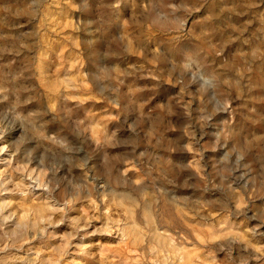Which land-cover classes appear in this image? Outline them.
<instances>
[{"label": "rangeland", "instance_id": "rangeland-1", "mask_svg": "<svg viewBox=\"0 0 264 264\" xmlns=\"http://www.w3.org/2000/svg\"><path fill=\"white\" fill-rule=\"evenodd\" d=\"M0 264H264V0H0Z\"/></svg>", "mask_w": 264, "mask_h": 264}]
</instances>
